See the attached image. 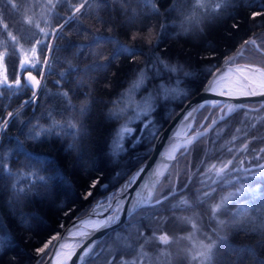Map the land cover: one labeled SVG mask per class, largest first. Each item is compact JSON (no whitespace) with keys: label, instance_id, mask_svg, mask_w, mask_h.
Segmentation results:
<instances>
[{"label":"trees","instance_id":"trees-1","mask_svg":"<svg viewBox=\"0 0 264 264\" xmlns=\"http://www.w3.org/2000/svg\"><path fill=\"white\" fill-rule=\"evenodd\" d=\"M16 3L18 7L14 10L6 0H0V52L7 49L11 53L16 47L8 36L9 32L17 37L18 43L20 40L28 43L17 25L19 17L26 21L23 16L25 5L33 6L39 15L41 27L46 31H50L58 23H64L63 19L57 21L55 14L48 15L45 7L47 0H16ZM158 3L162 15L155 16L148 14L147 9L133 0L130 7L136 10L137 15L128 22L131 12L126 14L119 0H107V3H104V0H93L91 13L81 16L83 26L89 29L86 34H83L82 28L81 34H78L77 25L72 23L64 29L67 40L51 39L53 45L59 46L58 50L54 48L49 55L52 68L44 70L42 87L37 93L35 105L22 109L20 119L28 121L34 115L41 117L46 111L55 113L62 110L57 102V98L61 97L57 95L60 91H68L73 103L80 104L86 99L85 93H89L91 89L89 111L81 118L87 134L75 142L71 137L55 135L42 137L38 141H28L20 135V125L9 126L8 135L4 137L3 143L8 144L11 135L20 136V139L25 141V147L46 162V170L41 171V174L51 176L52 179L49 180L46 189H36L21 203L16 204L12 199L10 180L0 176V222L11 238V245L0 250V264H41L50 252L51 245L43 254H37L36 249L59 234L70 220L84 215L97 200L107 202V198L115 194L125 178L152 151L154 140L151 139L149 130L141 133L140 129L144 125L139 120L132 123L135 130L131 136L118 140L116 133L122 120H125V115L133 113L135 104L147 98L150 92L154 94L156 86L164 83L175 87V75L162 72V77L157 78L149 72V79L145 80L139 89H132L140 70L152 62L156 53L170 63L179 62L184 65L185 70L192 73L189 77H182L179 85L180 89L188 93L189 98L205 84L209 77L207 72L209 65H220L243 40L250 37L257 38L258 43L264 40V16H257L255 19L251 16L254 11L264 12V7H261L264 0H238V6H228L222 9L218 16L202 20L198 25H191L187 33L181 32L179 28L182 18L180 13L166 11L172 0H158ZM182 5L186 7L185 11L191 7L190 4L184 3L179 7ZM42 11H45V15L40 17ZM55 11L62 17L70 15L65 7H58ZM45 19L48 21L47 24ZM30 20L33 25L37 19ZM173 20L176 21L177 27H169L167 37L157 46L155 41L156 34L160 32V25L162 23L170 25ZM4 24L8 25L7 29L3 28ZM149 28L152 29L151 35L148 33ZM93 33L134 45L140 51L135 60L121 55L106 70L92 71L87 76L83 73L73 74L68 77L71 83L62 81V87H58L55 82L60 80V76L57 73L66 71L67 61L83 68L95 59L103 60V57L111 55L114 47L112 43H104L98 47L97 50L103 52V57L89 55L87 50L76 55L78 50L75 45L88 43ZM133 34L145 38L133 41L131 39ZM37 38L42 36L36 34L33 40ZM68 41L72 42L73 47L66 46ZM209 44L213 47L210 48ZM11 57L17 62L16 55H6L5 60L8 74L12 79L13 73L17 74L19 70L17 64L11 67ZM236 62H250L264 67V55L250 48L245 52V58L237 57L234 63ZM33 71L39 74L38 71ZM79 78H83L86 85L73 93L72 89L76 87L75 82ZM20 79L23 82L24 77L21 76ZM31 95V89H26L22 94L13 96L11 100H4L3 103L7 107L0 111V117H6L9 111L19 109ZM187 99L183 102L156 99L150 119L154 121L159 132ZM128 101L130 107L119 121L109 118L110 109L114 111L122 109ZM248 104L259 106L260 102ZM220 114H222L220 105L205 106L197 114L194 129L199 128L201 124L206 126ZM205 117L208 119H204ZM56 118L61 119L60 116ZM40 123L47 125L49 120L41 118ZM138 136H143L144 139L136 143L135 138ZM244 144L248 145L247 150H241ZM229 148L232 149L231 152L227 151ZM261 148H264V105L258 109H237L220 121L205 137L194 143L190 147V153H182L179 156L162 179L155 194L167 195L173 185L178 190L184 189L187 185V189L161 205L162 211L144 208L138 210L134 216L105 236L95 250L98 255L87 260L86 264H109V261L111 264H120L122 259L132 261L141 244H144L143 251L148 255L144 264H176L175 257L166 255L175 242L185 239L194 232L198 236L196 240L200 238L203 243L216 242L219 253L226 258V264H257V258L264 260V201L257 198L246 216L239 219L233 218L232 213L236 207L234 202H230L226 209L217 214L218 220L225 221L224 224H218L217 219L211 216L210 205L215 204L221 196L235 191L238 185L218 187L217 192L206 203H200L197 199V189L201 188L202 180L199 172H203L205 167L200 164L202 159L206 163H219L221 158L225 162L233 159L230 168L238 169L236 175L240 177V183L245 187H256V183H260V188L264 192V176L256 177V183L249 184L246 178L250 173L243 171L244 169L261 171L256 167L264 164V153L259 151ZM182 151L183 149L180 150ZM206 151L211 154L210 157L206 156ZM12 166L20 168L15 160L12 161ZM22 171L27 172L28 169ZM19 181L18 187L25 182L23 177H20ZM93 181H97L95 187H92ZM88 192L92 194L87 196ZM85 196L87 199H84ZM182 198H186L191 206L173 209L172 205ZM146 214L151 218H144ZM22 216L28 217L27 225L21 223ZM193 223L196 224L195 229L192 227ZM141 232L144 237H151L154 232L156 235L167 232L172 237V242L167 246L158 241L145 244L144 239L139 236ZM2 234L3 231H0V235ZM220 237H226L227 244L221 245ZM228 245L235 248L250 246L255 250V256L248 252L230 250ZM162 252L166 254L164 256L167 262H163ZM195 252L192 249L190 253L188 252L185 264H197L191 259Z\"/></svg>","mask_w":264,"mask_h":264},{"label":"snow or ice","instance_id":"snow-or-ice-1","mask_svg":"<svg viewBox=\"0 0 264 264\" xmlns=\"http://www.w3.org/2000/svg\"><path fill=\"white\" fill-rule=\"evenodd\" d=\"M8 5L12 9H16L18 7L16 0H6ZM133 0H119L123 10L125 13L131 12V16L129 17V21L131 22L135 19L137 12L135 9L130 7ZM136 3L142 6V8L147 9L148 14L160 16L162 15L159 7L158 0H135ZM104 3H107V0H104ZM190 4L191 7L185 11V9L179 7L180 4ZM93 0H47L45 5L47 9L48 15L55 14L57 21L60 19L64 20V23H58L56 27H52L50 31H46L44 27H41L40 23L37 22L35 24V28L38 30V34L42 36V38H37L34 42L31 43V48L28 51H25L23 45H19V49L13 48L12 52L9 53L7 49L3 53H0V63L4 61L6 55L12 56L16 55L19 57L20 52H23V58L19 60V67L21 72L27 71L28 75L24 78L23 82L20 79L19 75L13 73V79L9 80V75L7 72V68L5 67L2 74H0V111L5 109L7 105L3 103L4 100H11L13 96H18L22 94L26 89H31L32 95L28 100H25L23 104L20 105L19 109H16L14 112L9 111L6 117H0V176H3L6 179L10 180V186L13 190L12 199L16 204L21 203V201L32 194L36 189H46L48 187L49 180L52 179L51 176H45L41 174V171L45 169V161L41 160L36 154L32 153L25 147V141L20 139L18 135L9 136V143H3L4 137L8 135L7 130L10 125L16 126L20 125V135L25 137V140L28 141H38L41 140L42 137L48 136H66L71 137L75 142L78 138L87 134L86 129L82 123V117L87 114L89 111V107L91 104L90 92L85 93V101L80 104H74L72 101V96L68 91H60L57 95L61 96L64 100L63 110L56 111H46L41 114V117H36L35 115L31 120L24 121L20 119L21 110L26 106H33L37 100V90L42 87V80L44 79V70H51L52 62L49 60V55L52 54L53 49L59 48L58 45H53L50 41L51 39H65L67 40V36L64 33L65 27L69 24L75 23L77 25V32L81 34L80 30L82 28L83 34H86L89 29L86 26H83L81 21V16L90 14L93 9ZM127 6V7H125ZM228 6H238V0H172V4L167 12H178L181 15V20L179 23V28L181 32L187 33L190 29V26L193 24L198 25L202 20L210 19L213 16H218L221 13L222 9H226ZM58 7H65L70 15L67 17L60 16L55 10ZM264 7V4L261 5ZM251 16L255 19L257 16H264V12H252ZM29 24H32V20H28ZM48 21L45 19V24ZM237 25H233L236 27ZM259 26V25H258ZM169 27H177V23L175 20L168 23H162L160 25V32L156 34V45L158 46L163 42V39L167 37L168 32L167 29ZM4 29L8 28L7 24L3 25ZM149 35L152 33V29H148ZM179 35L180 33H175ZM11 42L13 44H17L18 40L15 35L12 33H8ZM144 39L145 37L139 36V34H133L131 39L133 41L137 39ZM104 43H112L114 45L113 51L109 57H103V52L98 51V47ZM152 43V41H149ZM67 47H73L71 41H68ZM77 48L76 55L83 54L85 50H87L89 55L94 57H103V60L95 59L92 63L85 65L81 68L78 64H74L71 61H67V69L66 71L58 72L57 74L60 76V80H57L55 83L58 87H62L61 82L71 83L68 81V77L73 74L83 73L84 76H87L89 72L92 71H103L108 68V66L114 62L119 56L124 55L133 60H135L137 54L140 49L136 48L134 45L124 44L118 40H113L112 37H106L101 34L93 33L88 43L75 45ZM209 47H213L209 44ZM254 49L256 52L264 55V40L258 43L257 38H249L243 40V42L239 45L236 52L232 55H228L224 58V63L221 65H209L207 72L213 79L208 81V84L205 86V91L215 92L217 88H220L219 95L222 96H231L234 94V91L239 95H256V91L254 90L253 85H257L260 88H264V67H257L253 64H245L243 66L236 65L232 67L231 65L235 62L237 57L245 58V52L249 49ZM43 56V59H41ZM59 62V58H57ZM226 69V70H225ZM32 70H36L39 72L40 79H37L36 76L32 75ZM152 72L155 77L161 78L162 72L168 73L171 75H175V87H170L161 83L156 86L155 93H149V96L144 99L142 104L136 106V111L134 116L129 117L125 120V122L121 125V127L117 130L116 137L117 139H123L125 136H131L134 131L130 124L134 121L139 120L143 123V128L140 129L141 133L145 130H149V135L152 140H158V132L159 129L155 127L154 121L150 119L151 113L154 111L155 101L157 98L163 100H180L183 102L184 99L188 98V93L182 89H180L179 85L182 82V77H189L192 75L191 72L185 70L184 65L179 62L170 63L168 60L161 57L159 53L154 55V59L150 64H146L143 69L140 70L137 80L133 82L132 89H139L145 82V80L149 79L148 73ZM236 74V79L231 83L235 85L233 88L230 85H226L225 81L228 80L231 74ZM76 87L72 89V92L75 93L78 88L84 87L86 82L83 78H79L76 80ZM211 104L212 107H217L220 102H209L205 101L197 106H189L191 108L190 111L185 110L186 114L183 117L184 121H190L193 119V113L198 111L199 109L205 108L206 104ZM233 109L229 107L228 111L225 112L223 108H221V112L223 115L219 117L220 120H224L226 116ZM126 111V107L118 110H109V118L119 121L123 114ZM67 113V115H66ZM60 116L61 119H57L56 117ZM46 118L49 120L47 125L41 124L40 119ZM204 119H208L205 117ZM217 120H211V123L207 126L203 124L200 125L199 128L192 130V125L189 123L187 127L191 131V135L187 136L184 143L178 146L179 148H183L184 153H190V147L198 142L202 137H205L207 133L212 129L214 125H216ZM203 129V131L200 130ZM237 131H240L237 129ZM143 136H138L135 138V142L139 143ZM236 137H233L235 140ZM215 143V142H214ZM75 146L73 143L72 147ZM248 145L244 144L241 150H247ZM223 149V145L221 146ZM228 152H231L232 149H227ZM260 153H264V148H261ZM210 153L206 151V156L210 157ZM23 157V159H21ZM257 158H259V154H257ZM170 159L175 160L176 157L172 156ZM15 160L17 164L20 165V168H15L12 166V161ZM233 159H229L226 162L221 158L219 159V163H206L205 160H201L200 164L205 165L203 172H198L202 177L201 180V188L197 189V199L200 203H206L212 196L217 192L218 187L223 188L224 186H236L235 191L229 192L223 196L213 205H210V212L213 219H217V214L222 210L226 209L227 205L230 202L235 203L236 210L232 213L234 219H239L248 213L250 207L252 206L253 201L257 198L264 201V192H262L260 188V183H256V177L264 176V164L257 165L256 167L261 169V171H252L251 169H244L243 171L246 173H250V176L246 178V182L256 183V187H245L244 184L240 183V177L236 175L238 169L235 167H231L233 165ZM243 162L241 161V164ZM28 169L27 172L22 171V169ZM144 172V168H140L137 172L136 176L138 177L140 173ZM162 175V173L160 174ZM24 178V183H20L19 178ZM66 179V178H64ZM97 181H93L92 187L96 186ZM135 183V180H130L126 182L124 186L119 190L120 199H117L116 196H110L107 198L108 203L107 207H104L103 202L97 201L91 209L88 210L89 218H95L98 222H93L91 225L92 231L78 232L73 233V235H79L87 240L90 236H92L96 231H100L102 229H109L112 227L113 223L119 220L120 214H124L127 217L131 218L135 215L136 211L140 208L151 209L153 211H162L163 209L160 207L166 201L174 198L176 195L182 193L185 189H187V185L184 186V189H177L174 185L170 188L167 195L162 194H154L152 188H149L148 185H144L145 188H148L147 198L141 197L139 200H136L135 204H132V200L127 198L125 195L127 189L131 187V185ZM107 187V186H104ZM155 187V185H153ZM92 193L88 192L87 196H90ZM87 196L84 199H87ZM247 197V198H246ZM123 202H126L130 205L127 212H125L123 208ZM181 206H191L190 202L186 198H182L176 204L172 205L173 209L179 208ZM107 213V215H105ZM67 215V213H65ZM146 219H150L151 217L146 214ZM21 223L27 225L29 223L28 217L22 216ZM80 221L78 220L74 227H76ZM218 224H224L225 221H220L217 219ZM193 229L196 228V224H192ZM0 231H3V234L0 235V250H3L5 247L11 245V238L7 234V230L4 228L2 222H0ZM139 236L144 239V243H151L152 241H158L162 245H169L172 242V237H170L167 232H161L160 235H156L155 232L151 237H144V234L141 232ZM59 238V234L53 236L48 242H46L43 247L36 249L37 254L45 253V250L49 248L54 240ZM209 239H211L209 237ZM221 245L227 244L226 237H220ZM96 241L92 240L86 246H84L81 252L77 255L78 264H86V261L94 258L98 255L97 252L93 251L96 245ZM66 245H61V247H65ZM128 247H131L128 245ZM216 247V242H211L207 245L201 244L199 246V250L195 252V255L191 257L192 260L196 261L197 264H202V262L208 261L210 262L213 255V249ZM230 250L239 251V252H248L251 255L255 256V250L246 246L244 248H235L232 245H228ZM144 244H141L140 250L137 251L136 257L132 261L121 260L120 264H144L148 255L143 251ZM59 255V253H57ZM162 256L166 255L165 253H161ZM57 264H61L58 260ZM111 264V261H109ZM257 264H264V260L257 258Z\"/></svg>","mask_w":264,"mask_h":264},{"label":"water","instance_id":"water-1","mask_svg":"<svg viewBox=\"0 0 264 264\" xmlns=\"http://www.w3.org/2000/svg\"><path fill=\"white\" fill-rule=\"evenodd\" d=\"M236 50L233 53H235ZM223 63L224 60L221 62V64ZM245 64H253L257 67H263L259 64L250 63V62H236L233 63L231 66L232 67H235L236 65L243 66ZM211 79H213V77L209 75L203 87L198 92L190 96L184 102L181 108L171 117V119L167 122V124L160 130V132L158 133L159 139L154 140L152 151L143 160V162L125 178V180L117 188L114 195L116 196L117 199L121 198L119 192L121 187L124 186L126 182L130 180H135V183H133L131 187L127 189L125 195L127 196V198L132 200V204H135L136 200H139L141 197L147 198L148 188H145L144 185H148L149 188H152L153 193L154 194L156 193L157 187L159 186L162 179L169 171L171 165L178 160L179 156L182 153H184V150L180 152V150L183 148H179V150H177V148L178 146L182 145L186 140L187 138L186 134L188 136L191 135V131L189 130L187 125L191 123L192 130H195L194 129L195 119L197 117L198 112L201 109L193 113V117H194L193 119H190V121H184L183 117L186 114L185 110L188 111L191 110L189 106H197L201 103H204L205 101H209V102L218 101L220 102L219 105L221 106V108L224 109L225 112L228 111L229 107L233 109L226 116L227 118L229 115H231L239 108L258 109L264 105V88H260L258 84L253 85L254 90L257 93L256 95H239L234 91V94L231 96H222L218 94L219 91H221L220 88H217L215 92L205 91V86L208 84V81ZM235 79H236V74L233 73L230 75L228 80L225 81V84L235 88V85L231 83ZM248 102H260V105L250 106ZM206 106H211V104L210 103L206 104ZM221 115H223V113ZM221 115L215 118L217 120L216 125L220 121H222L219 119ZM216 125H214L212 129ZM200 130L203 131L202 128ZM172 156H175L176 159L175 160L170 159V157ZM142 167L144 168V172L140 173L139 176L137 177L136 174L139 171V169ZM161 173L162 175H160ZM153 185H155V187H153ZM107 203L108 201L103 202L104 207H107ZM122 203L125 212H127L130 205L123 201ZM93 205L91 206V208L93 207ZM87 213L88 211L80 217L73 218L66 224V226L59 233V238L52 242L50 252L48 253V255L41 264H57L58 260L61 262V264H78L77 255L81 252L84 246H86L92 240H95L97 242L95 248L93 249V251H95L98 245L100 244V242L105 238V236H107L112 230L118 228L129 219V217H127L122 213L120 214L119 220L115 221L111 228L96 231L92 236H90L87 240H85L83 237H80L79 235H73V233H78V232L88 233L92 231L91 229L92 223L98 221L94 217L90 219ZM105 215H107V213H105ZM78 220L80 221V223L76 227H74V224ZM61 245H66V246L61 247ZM62 252L63 255L64 254L65 255L63 259L60 260L59 257ZM57 253H59V255H57Z\"/></svg>","mask_w":264,"mask_h":264},{"label":"rangeland","instance_id":"rangeland-1","mask_svg":"<svg viewBox=\"0 0 264 264\" xmlns=\"http://www.w3.org/2000/svg\"><path fill=\"white\" fill-rule=\"evenodd\" d=\"M27 3H29V1H26ZM181 8H183V9H185L186 7L184 6V5H182L181 6ZM25 10V11H24ZM24 10H23V16H24V18H26V21H22V19H21V17H19V21H18V29H19V32L20 33H22L23 35H25L24 37V39H26V41L28 42V43H26L24 40H20V42L18 43V45L16 44V47L15 48H17V49H19V45H23V48H24V50L25 51H28V50H30V48H31V43L32 42H34V40H33V38H34V36L37 34L38 35V30L35 28V24L37 23V22H39L38 21V19H39V15H37V13H36V11L33 9V6L32 5H30V4H28V5H25V7H24ZM45 15V11H42L41 12V15H40V17L41 16H44ZM30 18H35V19H37L36 21H35V23H33V25L32 24H29L28 23V20L30 19ZM5 50H3L2 52H0V53H3ZM23 58V52H20V55H19V57H17V62L15 61V58L14 57H11V59H10V65H11V67H14L15 66V64H17V66H18V70L20 71H18L17 72V74L16 75H19L20 76V78H21V76H23L24 77V75L25 74H28V72L27 71H24V72H21V70H20V67H19V60L20 59H22ZM6 56H5V58H4V61L2 62V63H0V74H2L3 73V71H4V69H5V67L7 68V63H6ZM7 72H8V68H7ZM13 72V71H12ZM11 72V73H12ZM9 75V74H8ZM32 75H34V76H36L37 77V79H40L39 78V74H37L35 71H33L32 70ZM13 79V78H12ZM11 79V77L9 76V80H12ZM42 83V82H41ZM40 90V89H39ZM144 101V99L143 100H140L138 103H136L135 104V111H136V106L137 105H140V104H142V102ZM57 102L59 103V105L62 107V110H63V107H64V100H63V98H57ZM125 107H126V111H125V113L124 114H126V112H127V110L129 109V107H130V102L128 101L126 104H125ZM124 107V108H125ZM135 111L133 112V113H130V114H126L125 115V120L127 119V118H129V117H132V116H134V114H135ZM66 115H67V113H66ZM125 120H122V122L120 123V127H121V125L125 122ZM119 127V128H120ZM129 127H131L133 130H135V126L133 125V124H130L129 125ZM134 132V131H133ZM132 132V133H133ZM122 140V139H121ZM176 162V161H175ZM116 192V191H115ZM115 195V194H114ZM100 202H102V201H100ZM260 206L258 205V208H259ZM198 236H197V233H193V234H190V235H188L185 239H183V240H180V241H177V242H175L173 245H172V249L168 252V254L166 255V256H170V257H175L176 258V260H177V263L176 264H185V259H186V257L188 258V252L190 253V251H191V249L193 250V251H197V248L199 249V246L201 245V244H204V245H207V244H209V243H203V242H201L202 240L200 239V238H198L197 240H196V238H197ZM198 241L200 242V243H198ZM211 242H213V241H210V243ZM43 247V246H42ZM218 249H219V246L218 245H216V247L213 249V255H212V259H211V261L210 262H208V261H205V262H202V264H226V258L223 256V254L222 253H219V251H218ZM166 256H164L163 257V262H167L166 260Z\"/></svg>","mask_w":264,"mask_h":264},{"label":"bare ground","instance_id":"bare-ground-1","mask_svg":"<svg viewBox=\"0 0 264 264\" xmlns=\"http://www.w3.org/2000/svg\"><path fill=\"white\" fill-rule=\"evenodd\" d=\"M64 255H65V254H64ZM64 255H63V252L60 254V257H59L60 260L63 259Z\"/></svg>","mask_w":264,"mask_h":264},{"label":"flooded vegetation","instance_id":"flooded-vegetation-1","mask_svg":"<svg viewBox=\"0 0 264 264\" xmlns=\"http://www.w3.org/2000/svg\"><path fill=\"white\" fill-rule=\"evenodd\" d=\"M27 75H28V74H25V75H24V78H25Z\"/></svg>","mask_w":264,"mask_h":264}]
</instances>
